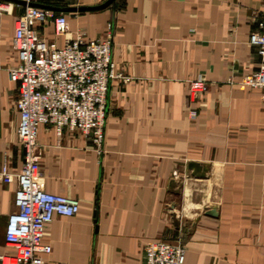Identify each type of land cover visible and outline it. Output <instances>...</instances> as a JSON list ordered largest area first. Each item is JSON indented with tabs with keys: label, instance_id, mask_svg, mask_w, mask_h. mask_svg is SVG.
<instances>
[{
	"label": "crops",
	"instance_id": "crops-1",
	"mask_svg": "<svg viewBox=\"0 0 264 264\" xmlns=\"http://www.w3.org/2000/svg\"><path fill=\"white\" fill-rule=\"evenodd\" d=\"M107 0H33L56 8ZM23 12L0 14V167L18 173V86L11 41ZM67 16L73 36L109 32L116 72L107 96L103 153L89 139L39 129L38 183L78 199L74 217L56 215L44 234L42 264H145L149 241L181 242L184 264H264V89L244 77L264 66L248 42L264 0H116ZM38 32L56 46L52 23ZM203 78L202 98L189 83ZM177 171L178 178L173 177ZM15 183L0 181V255L16 213Z\"/></svg>",
	"mask_w": 264,
	"mask_h": 264
},
{
	"label": "built area",
	"instance_id": "built-area-1",
	"mask_svg": "<svg viewBox=\"0 0 264 264\" xmlns=\"http://www.w3.org/2000/svg\"><path fill=\"white\" fill-rule=\"evenodd\" d=\"M27 4L33 0H19ZM17 5L0 0V14H11ZM67 16L48 9L23 6L14 22L11 45L16 63L9 69L10 80L18 86V143L23 165L18 173L7 165L0 167V181L15 183L16 213L11 215L6 243L13 254H1L0 264H42L38 255L50 253L43 244L47 226L56 215L74 217L81 211L78 199L54 195L41 189L38 178L44 148L38 142L39 129L52 127L61 137L68 130L91 141L103 153L106 106L112 79L122 78L112 59V37L89 40L69 31ZM52 23L55 35L63 37L56 46L38 32L39 26ZM264 61V16L248 40ZM243 84L264 89V66L247 74ZM190 90L202 98L207 82L199 77L189 83ZM173 177L178 178L177 171ZM145 264H184L186 248L181 242L149 241L144 245Z\"/></svg>",
	"mask_w": 264,
	"mask_h": 264
},
{
	"label": "water",
	"instance_id": "water-1",
	"mask_svg": "<svg viewBox=\"0 0 264 264\" xmlns=\"http://www.w3.org/2000/svg\"><path fill=\"white\" fill-rule=\"evenodd\" d=\"M5 1H9V2H12L14 4L22 5V6L29 5V6H33V7L44 8V9H48V10H51V11H54V12H71V11L75 12V11H97V10H102V9L110 6L111 4H113L116 0H107L106 2H104L103 4L98 5V6L79 7V8H75V7L74 8L45 7V6H42V5L33 3V2L27 4L26 2L19 1V0H5Z\"/></svg>",
	"mask_w": 264,
	"mask_h": 264
}]
</instances>
